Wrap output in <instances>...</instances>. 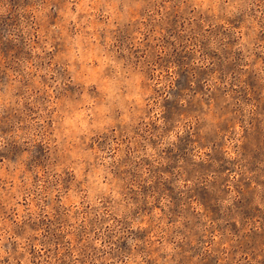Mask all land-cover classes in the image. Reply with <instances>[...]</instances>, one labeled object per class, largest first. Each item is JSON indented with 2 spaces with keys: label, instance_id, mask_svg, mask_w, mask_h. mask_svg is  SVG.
<instances>
[{
  "label": "rangeland",
  "instance_id": "374dc122",
  "mask_svg": "<svg viewBox=\"0 0 264 264\" xmlns=\"http://www.w3.org/2000/svg\"><path fill=\"white\" fill-rule=\"evenodd\" d=\"M0 264H264V0H0Z\"/></svg>",
  "mask_w": 264,
  "mask_h": 264
}]
</instances>
